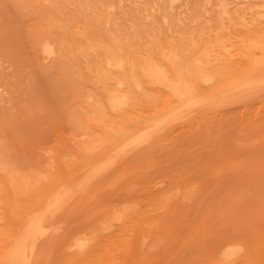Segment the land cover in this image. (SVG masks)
Listing matches in <instances>:
<instances>
[{
  "label": "rangeland",
  "instance_id": "obj_1",
  "mask_svg": "<svg viewBox=\"0 0 264 264\" xmlns=\"http://www.w3.org/2000/svg\"><path fill=\"white\" fill-rule=\"evenodd\" d=\"M39 1L0 0V251L9 244L1 237L18 210L33 204L55 180L64 177L58 183L67 185L77 176L74 180L79 184L88 169L99 167L97 178L103 175L96 180V196L85 199L68 217L71 226L96 213L117 217L110 229L100 230L102 247L95 253L96 261L88 264H264V92L243 99L218 90L216 94L217 88L221 90L235 78L264 69V0H105L107 5L103 0ZM56 18L60 20L54 22ZM47 24L48 28L43 27ZM123 36L127 42L117 39ZM45 41L55 45L56 53L45 56L40 51ZM149 48L151 65L146 54ZM109 50H118L114 54L121 55L124 67L105 62ZM89 60L93 63L88 64ZM153 64L154 69L161 67L162 80L150 73L154 76L150 84L147 74ZM128 72L131 80L136 77L135 82L127 78ZM200 73L211 76L210 81L204 83ZM164 75L171 85L184 80L179 87L193 86L201 95L209 93L210 99L215 91L220 102L213 98L214 105L210 102L193 109L184 103L185 107H179L173 88L164 82L163 89L160 83ZM155 77L160 79L158 84ZM109 92L127 93V100L132 101L113 108L107 100ZM135 117L143 119L138 122ZM151 117L159 120L149 123ZM145 129L150 130L149 136ZM106 136L113 137L114 143ZM127 139L136 140L128 145ZM106 157L113 165L106 166L111 163ZM63 221L58 222L59 230L51 225L56 235L51 232L43 241L48 242L39 244L33 264L65 263L54 252H60L54 239L65 231ZM226 241L232 242L230 249L239 247L227 261L218 251Z\"/></svg>",
  "mask_w": 264,
  "mask_h": 264
},
{
  "label": "bare ground",
  "instance_id": "obj_2",
  "mask_svg": "<svg viewBox=\"0 0 264 264\" xmlns=\"http://www.w3.org/2000/svg\"><path fill=\"white\" fill-rule=\"evenodd\" d=\"M39 1V0H38ZM53 1V0H52ZM101 1V0H100ZM99 1V2H100ZM104 2H106L105 0H103ZM102 1V2H103ZM108 1V0H107ZM159 1V0H158ZM162 1V0H161ZM54 2V1H53ZM74 3L76 2V1H73ZM91 1H89V3H90ZM39 3H40V1H39ZM56 3V2H55ZM54 3V4H55ZM53 4V5H54ZM86 4H88L87 2H86ZM92 4V3H91ZM94 4H96V1H95V3ZM99 4H101V2L99 3ZM105 4V3H104ZM109 4H111V3H108V6H110ZM55 5H57V4H55ZM54 5V6H55ZM90 5V4H89ZM106 5H107V2H106ZM5 6V5H4ZM86 6H88V5H86ZM92 6H94V5H92ZM98 6V5H97ZM97 6H95V7H97ZM100 6V5H99ZM102 6L103 5H101V9H102ZM53 7V6H52ZM89 7V6H88ZM94 7V8H95ZM87 8V7H86ZM92 8V7H91ZM93 8V9H94ZM103 8H104V6H103ZM108 8V7H107ZM106 8V9H107ZM97 9H99L98 7H97ZM105 8L103 9V10H106ZM226 9V8H225ZM91 11H92V9H90ZM96 10V9H95ZM103 10H100V13H101V11H103ZM108 10V9H107ZM50 12H51V10H50ZM53 12L54 11H52V16L53 15H55V14H53ZM96 12H98V11H96ZM105 12V11H104ZM107 12V11H106ZM145 13H147V11H144ZM94 13H95V11H94ZM99 13V12H98ZM109 13V12H108ZM260 13H262V12H260ZM48 14H49V12H48ZM259 14V13H258ZM263 14V13H262ZM50 15V14H49ZM92 15H94V14H92ZM98 15V14H97ZM105 15V18H106V14H104ZM264 15V14H263ZM25 16V15H24ZM51 16V17H52ZM54 17V16H53ZM93 17V16H92ZM99 17H101V16H99ZM146 17V16H145ZM144 17V18H145ZM46 18V17H45ZM104 18V17H103ZM50 19L51 18H49V19H45L46 21L47 20H49L50 21ZM53 19V18H52ZM57 19L58 18H56V20H54V22H58L60 19H58V21H57ZM94 19H95V17H94ZM113 19V18H112ZM102 20H105V19H102ZM101 20V21H102ZM114 20V19H113ZM113 20H112V22H113ZM52 21V20H51ZM97 21V20H96ZM106 21V20H105ZM48 22V21H47ZM46 22V23H47ZM53 22V23H54ZM61 22V21H60ZM107 22H108V20H107ZM116 22V21H115ZM50 23V22H49ZM52 23V22H51ZM99 23H100V20H99ZM143 24V23H142ZM141 24V25H142ZM53 25V24H52ZM134 25V24H133ZM48 26V24L46 25V26H43V27H47ZM51 26V25H50ZM134 27V26H133ZM48 28V27H47ZM118 28V29H117ZM121 28V27H120ZM119 27H116V29L118 30L117 32H121V31H119V29H120ZM145 28H147L146 26H145ZM50 29H51V27H50ZM60 29V28H59ZM114 29V28H113ZM123 29V28H122ZM134 29V28H133ZM141 29V28H140ZM148 30V29H147ZM150 30H152V29H150ZM149 30V31H150ZM78 31V30H77ZM77 31H75V32H73L74 34L77 32ZM123 31V30H122ZM135 31V30H134ZM154 31V30H153ZM41 32V31H40ZM86 32H88L87 34H89V31H87L86 30ZM108 32H110V31H108ZM78 33V32H77ZM76 33V34H77ZM104 33H107V32H104ZM115 33V32H114ZM113 33V34H114ZM79 34V33H78ZM109 33H107V35H108ZM120 34V33H119ZM121 34H123L122 32H121ZM120 34V35H121ZM135 34V33H134ZM80 35V34H79ZM84 35V34H83ZM86 35V34H85ZM84 35V36H85ZM90 35V34H89ZM88 35V36H89ZM135 35H137V33L135 34ZM109 36V35H108ZM122 36V35H121ZM75 37V36H74ZM86 37H87V35H86ZM113 37V36H112ZM111 37V38H112ZM120 37V36H119ZM119 37L117 38L118 40H121V39H123L124 38V36L122 37V38H120L119 39ZM125 37H127V35H125ZM260 37V36H259ZM259 37H258V39H259ZM41 38H43V37H41ZM57 38V37H56ZM60 38H62V36L60 37ZM88 39H90L89 37H87ZM87 38H84V39H86L87 40ZM109 38V37H108ZM107 38V39H108ZM110 38V39H111ZM114 38V37H113ZM115 38H116V36H115ZM76 39V38H75ZM78 39H79V37H78ZM110 39L108 40V41H110ZM62 40V39H61ZM79 40H82V39H79ZM79 40H77V41H79ZM86 40H84L85 42L83 43V44H85L87 41ZM113 39H111V41H112ZM124 40H126L125 38H124ZM58 41V40H57ZM56 41V42H57ZM76 41V42H77ZM89 41V40H88ZM91 41V40H90ZM115 41H117V40H114V43H115ZM122 41V40H121ZM120 41V42H121ZM56 42H54V43H56ZM92 42H94V41H92ZM96 42V41H95ZM101 42V41H100ZM120 42L119 41H117L116 43H118V44H120ZM126 42H127V40H126ZM252 42V41H251ZM44 44H43V46H42V50H41V48H40V51H43V53L45 54V56H51L56 50H55V48H54V46L52 45V43L51 42H49V41H45V42H43ZM58 43H59V45H60V42L58 41ZM62 43V42H61ZM66 43V42H65ZM78 43H80V45H81V42H78ZM91 43V42H90ZM89 42H88V44H90ZM108 42H106V44H107ZM112 43V42H111ZM110 43V44H111ZM125 43V42H124ZM255 43V42H254ZM253 43V44H254ZM259 43V42H258ZM63 44V43H62ZM61 44V48L59 49V50H61L62 49V46L64 45H62ZM70 44V45H69ZM82 44V45H83ZM87 44V43H86ZM129 44V43H128ZM170 44V43H169ZM260 44V43H259ZM263 44V43H262ZM65 45H68V46H72L71 45V43H67V44H65ZM77 44H75V46H76ZM79 45V44H78ZM102 45V44H101ZM101 45H99V43H98V46H101ZM107 45H109V44H107ZM117 45V44H116ZM131 45V44H130ZM173 45V44H172ZM74 46V47H75ZM85 46V45H84ZM91 46L93 47L94 45L93 44H91ZM95 46H96V44H95ZM95 46H94V48H95ZM105 47H107L106 45H104ZM104 46H102V48L104 47ZM111 46V45H110ZM110 46L107 48V49H110ZM133 46V45H132ZM166 46V45H165ZM251 46H252V44H251ZM41 47V46H40ZM66 47V46H65ZM64 47V48H65ZM83 47V46H82ZM82 47L80 46V48L82 49ZM90 47V46H89ZM97 47V46H96ZM119 47V46H118ZM117 47V48H118ZM128 47H129V45H128ZM171 47H174V46H171ZM254 47H256V46H254ZM57 48V47H56ZM63 48V49H64ZM69 48V47H68ZM84 48V47H83ZM101 48V47H100ZM114 48H116V47H114ZM113 48V49H114ZM245 48V47H244ZM248 48H249V46H248ZM253 48V47H252ZM77 49V48H76ZM89 49H91V48H89ZM88 49V50H89ZM104 49V48H103ZM107 49H105V51L107 50ZM112 49V48H111ZM119 50H121L120 48H118ZM172 49H174V48H172ZM171 49V50H172ZM263 50H264V48H262ZM58 50V49H57ZM72 50H74V48L72 49ZM92 50V49H91ZM94 51L96 50V49H93ZM116 50V49H115ZM114 50V51H115ZM131 50V49H130ZM147 50H150V48L149 49H147ZM206 50V49H205ZM249 50V49H248ZM252 50V49H251ZM70 51V50H69ZM76 51V50H75ZM78 51V50H77ZM104 51V52H105ZM112 50H109L107 53H105L104 55H106L105 57H106V61L105 62H108L109 64H112V65H114V66H122L123 65V62H122V60L120 59V57L119 56H121L120 54H119V58L116 56V55H118V54H116L117 52H118V50H117V52L115 53V52H111ZM123 51V50H122ZM132 51V50H131ZM60 52V51H59ZM86 52V51H85ZM145 52V51H144ZM148 53L149 52H151V54H148V53H146L147 54V60H148V58H150V57H148V55L150 56V55H152V53H153V51L152 50H150V51H147ZM175 52V51H174ZM207 52V54H208V51H205V53ZM260 52H261V49H260ZM56 53V52H55ZM116 55H115V54ZM124 54H125V51L123 52ZM131 53V52H130ZM133 53V52H132ZM131 53V54H132ZM135 53V52H134ZM137 53V52H136ZM202 53H204V51L202 52ZM204 53V54H205ZM262 53V52H261ZM261 53H260V55H261ZM264 53V52H263ZM262 53V54H263ZM82 54V53H81ZM143 54V53H142ZM141 53H140V55H142ZM174 54V53H173ZM136 55V54H135ZM134 55V56H135ZM163 55V54H162ZM210 55V54H209ZM39 56V55H38ZM144 56V55H143ZM174 56V55H173ZM203 56H205V55H203ZM245 56V55H244ZM105 57H102V58H105ZM126 57V56H125ZM129 56H127V58H128ZM138 57H141V56H138ZM145 57V56H144ZM177 57V56H176ZM207 57V56H206ZM251 58H254L253 57V55H251L250 56ZM259 57V56H258ZM261 57H264V54H263V56H261ZM93 58V57H92ZM99 58H101V57H99ZM137 58V57H136ZM135 58V59H136ZM146 58V57H145ZM152 58V57H151ZM154 58V57H153ZM153 58L151 59V60H153ZM167 58V56L166 57H164V59H166ZM180 58V57H179ZM194 58H197V57H194ZM260 58V57H259ZM141 59V61L143 60L142 59V57L140 58ZM154 59H156V58H154ZM167 59H169V57L167 58ZM181 59V58H180ZM204 59H206V58H204ZM91 60V59H90ZM89 60V62H87L88 64H90L92 61H90ZM101 60V59H100ZM127 60H129V58L127 59ZM138 61H139V59H137ZM137 60H136V62H137ZM145 60V59H144ZM144 60H143V62H144ZM175 61H176V59H174ZM179 60V59H178ZM195 60V59H194ZM203 60V59H202ZM207 60H208V58H207ZM210 60V59H209ZM250 60V59H249ZM254 60V62H256L255 61V58L253 59ZM253 60H251V62L253 61ZM261 60V59H260ZM259 60V61H260ZM88 61V60H87ZM135 61V60H134ZM150 60H148V62H149ZM164 61V60H163ZM165 61H170V60H165ZM181 61V60H180ZM179 61V63H181ZM199 61V60H198ZM264 61V60H263ZM97 62V61H96ZM104 62V61H103ZM135 62V63H136ZM140 62V61H139ZM138 62V63H139ZM143 62H140L141 63V65H142V63ZM147 62V63H148ZM158 62V61H157ZM172 64H173V66H174V62H173V59H172ZM178 62V61H177ZM197 62V61H196ZM199 62H202V61H199ZM250 62V61H249ZM250 62V63H251ZM261 62H262V60H261ZM261 62H258V63H256V64H258V65H260V63ZM93 63V62H92ZM98 63H100V62H98ZM128 63V61H126V64ZM130 63V62H129ZM150 63V62H149ZM192 63V62H191ZM190 63V64H191ZM204 63V62H203ZM264 62H262V64H263ZM97 64V63H96ZM101 64H103L102 62H101ZM132 65H130V69L132 68V66L133 67H135V65H133L134 63L132 62L131 63ZM137 64V63H136ZM144 64H146V63H144ZM143 64V65H144ZM152 64V62L150 63V65ZM167 64H168V62H167ZM170 64V63H169ZM187 64H189V63H187ZM197 64H198V62H197ZM207 65H208V61H207V63H206ZM209 64H210V62H209ZM256 64L254 63V65L256 66ZM85 65H86V63H85ZM95 65V64H94ZM93 65V66H94ZM100 65V64H99ZM98 65V66H99ZM107 65V64H106ZM138 66H139V64H137ZM136 65V66H137ZM141 65H140V67H138L139 69L140 68H143V67H141ZM147 66H148V64H146ZM149 65V72H148V78L150 77L149 76V74L151 73V74H153V75H157V76H159L160 77V75L162 74L161 72H159V70H158V67H160V66H156L157 67V69L155 68L154 69V67H155V65L152 67V66H150ZM158 65H159V63H158ZM161 65V64H160ZM176 65V64H175ZM196 65V64H195ZM90 65H88V66H86V67H89ZM97 66V65H96ZM97 66V67H98ZM102 66V65H101ZM111 66V65H110ZM126 66V65H125ZM171 66V65H170ZM169 66V67H170ZM190 65H188L187 67H189ZM194 66V65H193ZM231 66V65H230ZM85 67V68H86ZM91 67V66H90ZM89 67V68H90ZM95 67V66H94ZM103 67V66H102ZM122 67H124V66H122ZM126 67H128V66H126ZM125 67V68H126ZM163 67V66H162ZM175 67V66H174ZM173 67V68H174ZM196 67H197V65H196ZM199 67V66H198ZM252 67V66H251ZM264 67V66H263ZM96 68V67H95ZM104 69V68H101V67H98V69ZM161 68V67H160ZM190 68V67H189ZM193 68V67H192ZM105 69H107V67L105 66ZM123 69V68H122ZM129 68H127V70H130ZM134 68H132V70H133ZM136 69V68H135ZM144 69V68H143ZM143 69H141V70H143ZM181 69V68H180ZM253 69V68H252ZM257 69H258V67H257ZM90 70H91V68H90ZM93 70H94V68H93ZM96 70V69H95ZM100 70V71H101ZM108 70V69H107ZM132 70L131 71H129V72H132ZM137 70V69H136ZM146 70V69H145ZM145 70H143V72L145 71ZM163 70V69H162ZM171 70V69H170ZM175 70H176V68H175ZM174 70V71H175ZM256 70V69H255ZM15 71V70H14ZM109 71V70H108ZM161 71V70H160ZM165 71V70H164ZM253 71V70H252ZM97 72V71H96ZM99 72V71H98ZM97 72V73H98ZM103 72H104V70H103ZM110 72V71H109ZM129 72L127 73V78L129 77ZM137 72V71H136ZM146 72V71H145ZM163 72V71H162ZM105 73V72H104ZM106 73H107V71H106ZM111 73V72H110ZM110 73H108L109 74V77H110ZM164 73V72H163ZM165 73H166V71H165ZM164 73V74H165ZM173 73V75H174V72H172ZM247 73H251V71H248ZM256 74H251L250 76L249 75H247V76H243L242 77V75H241V77L242 78H240V79H238V78H235V80L234 81H231V83L229 82V84H227V85H225L223 88H221V90H219L220 88H217L216 86H215V88H217L216 89V94H217V92L219 91V92H225L224 94H227V95H230L232 98H241V99H243L242 97H246V96H248L249 97V95H253V94H257V93H261V92H264V69H262V68H260L259 69V71H258V73L257 72H255ZM103 74V73H102ZM112 74V73H111ZM133 74H134V70H133ZM143 74H145V73H143ZM201 74V73H200ZM199 74V75H200ZM101 75V74H100ZM105 75L106 76H108L107 74H103V76L105 77ZM131 75V74H130ZM141 75V74H140ZM147 75H145L146 76V78H147ZM152 75V77L154 78V76ZM167 75V74H166ZM177 75V74H176ZM175 75V76H176ZM209 75H211V74H209ZM135 76V75H134ZM174 76V77H175ZM178 76H180V75H178ZM100 77V76H99ZM101 77H102V75H101ZM103 77V78H104ZM139 77V76H138ZM152 77H150L149 79H150V81H149V79L148 80H146V82L147 81H149L148 83H150V82H152ZM161 77H162V75H161ZM161 77H160V79H161ZM163 77H165V75L163 76ZM200 77H202V79H203V82L204 83H207V81L209 80L210 81V79H211V76H205V75H200ZM236 77H238V76H236ZM103 78H101V79H103ZM106 78V77H105ZM119 79H120V77H118ZM122 78V77H121ZM130 78H133V76H130ZM130 78H128V79H130ZM135 78V81H136V77H134ZM141 78H143V77H141ZM156 78V82H157V84H158V82L159 81H157V80H160V79H157L158 77H155ZM213 78V77H212ZM107 79V78H106ZM165 79V80H164ZM168 79H169V77H168ZM236 79H238V80H236ZM131 80V79H130ZM133 81H134V79H132ZM131 80V81H132ZM162 80V79H161ZM169 80H171V79H169ZM213 80V79H212ZM110 81V80H109ZM134 81V82H135ZM137 81H141L140 80V78L137 80ZM172 81V80H171ZM179 81H180V78H179ZM184 81V80H183ZM183 81L180 83V84H182L183 83ZM206 81V82H205ZM124 82V81H123ZM122 82V83H123ZM127 82V81H126ZM145 82V83H146ZM165 82V84H167L168 86H170L171 88H173V91H174V94H177L178 95V97H179V100H178V103H179V101H180V103H181V105H178V103L177 102H175L179 107H182V106H184L185 107V105H184V103L187 105V107L188 106H190V107H194V108H198L199 106H201V105H204V104H206V103H210V102H212V99L213 98H215L214 97V95L213 94H215V91H212L213 92V94H212V96H210V97H212L211 99L209 98V96H208V94L209 93H207L206 92V95L207 96H204V94H202L201 95V93H199L197 90H195L194 88H193V86L192 87H189V86H187V85H184L183 86V88L180 86H178L179 85V83L177 84V82H176V85L174 86V85H171L170 83L171 82H167L166 81V77L165 78H163V81L162 82H160V83H162V87H163V83ZM212 82V81H211ZM125 83V82H124ZM138 83V82H137ZM140 83V82H139ZM138 83V84H139ZM143 83H144V81H143ZM159 83V84H160ZM186 83H187V81H186ZM29 84V83H28ZM131 84V83H130ZM151 84V83H150ZM152 84H155V80H154V83H152ZM173 84H175V82L173 81ZM126 85H128V82H127V84L125 83V86ZM135 85V84H134ZM156 85V84H155ZM203 85V84H202ZM140 86H142V84L140 83ZM140 86L138 87V85L136 84L135 85V87L137 88H140ZM152 86V85H151ZM201 86V85H200ZM205 86V85H204ZM115 87V86H114ZM116 87H118V86H116ZM115 87V88H116ZM122 87V86H121ZM121 87H119V88H121ZM128 88H129V86H127ZM160 87V86H159ZM212 87H213V85H212ZM221 87V86H220ZM106 88V87H105ZM109 88V87H108ZM112 88V87H111ZM161 88V87H160ZM165 87H163V89H164ZM210 88V87H209ZM208 88V89H209ZM110 89V88H109ZM106 90V89H105ZM105 90H104V92H105ZM128 90V89H127ZM130 90V89H129ZM133 90V89H132ZM135 90V89H134ZM218 90V91H217ZM124 91H126V90H124ZM170 91V90H169ZM13 92H15V91H13ZM127 92V91H126ZM128 92H130V91H128ZM165 92H167V91H165ZM120 93V92H119ZM121 93H123V90L121 89ZM170 93H171V91H170ZM169 93V94H170ZM204 93V92H203ZM108 95L110 94V92L109 93H107ZM106 94V95H107ZM127 94V93H126ZM125 94V95H126ZM129 94V93H128ZM133 94V93H132ZM224 94H220L219 96H221V95H223V99H222V101L224 100ZM108 95L106 96V98L108 97ZM125 95H119V94H110V96H109V98L107 99L109 102L108 103H110V105L111 106H113V108L115 107H118L119 108V106L121 107V106H123L124 104L126 105V102L128 101L127 100V98H126V96ZM176 95V96H177ZM210 95H211V92H210ZM129 96H132V95H129ZM229 96V97H230ZM259 97V95H254V97ZM261 96V95H260ZM134 97V96H133ZM209 98V99H207V98ZM227 97V96H226ZM229 97H227V98H229ZM257 97V98H258ZM262 97V96H261ZM39 98V97H38ZM105 97H103V99H104ZM105 98V99H106ZM129 98V101L131 100L130 99V97H128ZM221 97H219V99H220ZM226 98V99H227ZM104 99V100H105ZM133 100H134V98H133ZM174 100V99H173ZM221 100V99H220ZM229 100H231V98L229 99ZM236 100V99H235ZM246 100V98L244 99V101ZM128 101V103H130ZM132 101V100H131ZM170 101H171V99H170ZM175 101V100H174ZM213 101H217V102H220V101H218V99H216L215 98V100L213 99ZM242 101V100H241ZM173 102V101H172ZM217 102H215V103H217ZM224 102V101H223ZM236 102V101H235ZM105 103H106V101H105ZM128 103H127V105H128ZM174 103V104H175ZM214 102H212V104H213ZM222 103V102H221ZM107 104V103H106ZM165 105H166V103H164ZM173 104V105H174ZM175 104V105H176ZM183 104V105H182ZM131 105V104H130ZM176 105V106H177ZM214 105V104H213ZM110 106V107H111ZM172 106V105H171ZM171 106H169V108L171 107ZM175 106V107H176ZM204 106H208L207 104L206 105H204ZM168 107V106H167ZM166 107V108H167ZM186 107V108H187ZM192 107V108H193ZM109 108V107H108ZM112 108V109H113ZM122 108V107H121ZM126 108V107H125ZM172 108V107H171ZM170 108V109H171ZM183 108V107H182ZM193 108V109H194ZM127 109H128V107H127ZM156 109V108H155ZM164 109V108H163ZM175 109H177V108H175ZM191 109V108H190ZM190 109H187V111L188 110H190ZM195 109V110H196ZM99 110V109H98ZM100 110H102V109H100ZM99 110V111H100ZM123 110V109H122ZM161 110V109H160ZM167 109H165L164 111H166ZM173 110H174V108H173ZM172 110V111H173ZM177 110H180V109H177ZM155 111V110H154ZM156 111H158V110H156ZM163 111V112H164ZM168 111H170V110H168ZM186 111V112H187ZM190 111H192V109L190 110ZM161 112H162V110H161ZM174 112H176V111H174ZM181 112V113H180ZM179 113L180 114H182V113H184V111H180ZM100 113H102L103 114V112H100ZM158 114H161L160 113V111H158L157 112ZM165 113V112H164ZM172 113V112H171ZM157 114V115H158ZM163 114V113H162ZM185 114V113H184ZM179 115V114H178ZM183 115V114H182ZM150 116H152V115H150ZM155 116V115H154ZM160 116H164V114L163 115H160ZM170 116V115H169ZM177 115H175V117H176ZM186 116V115H185ZM157 117V116H156ZM159 117V116H158ZM157 117V118H158ZM166 117V116H165ZM168 117V116H167ZM179 117V116H178ZM141 118V117H140ZM154 118V117H153ZM153 118L151 117L150 119L149 118H146V120L147 119H149V123H150V121L152 122L153 121ZM160 118V117H159ZM174 118V117H173ZM177 118V117H176ZM183 118V117H182ZM135 119H137V120H135V121H138V120H141V119H143V117L141 118V119H138V118H136L135 117ZM152 119V120H151ZM166 119L167 118H165V120L164 121H166ZM170 119V118H169ZM171 119H172V115H171ZM170 119V120H171ZM186 119V118H185ZM185 119H183V120H185ZM145 120V121H146ZM155 120H159V119H156L155 118ZM153 121V122H156V121ZM160 120H162V119H160ZM169 120V121H170ZM133 121V120H132ZM132 121L130 120V123H132ZM163 121V122H164ZM139 122V121H138ZM148 122V121H147ZM162 121H160L159 123H161ZM129 123V122H128ZM129 123V124H130ZM143 123H146V122H143ZM141 124H142V122H141ZM132 126H131V128L133 127V125H134V123L133 124H131ZM137 125V126H136ZM164 125V124H163ZM134 126H136L135 128L138 130L139 129V127H138V124H137V122L135 123V125ZM139 126L141 127V125H140V123H139ZM142 126H144V124L142 125ZM149 126V125H148ZM147 126V127H148ZM152 125H150V127H151ZM161 126V125H160ZM166 126V125H165ZM130 126H128V128H129ZM155 127V126H154ZM168 127V126H167ZM108 128V127H107ZM127 128V129H128ZM131 128H130V131H131ZM146 128V127H145ZM162 128V127H161ZM124 129H126V128H124ZM126 129V130H127ZM135 129V130H136ZM142 129V128H141ZM152 129V128H151ZM155 129V128H154ZM153 129V130H154ZM157 129V128H156ZM129 130V129H128ZM128 130H127V132H128ZM135 130H134V127H133V131L132 132H135ZM146 130V129H145ZM147 131H148V133L150 132V130H146L145 131V135H147V136H149L148 134H147ZM156 130H154V132H155ZM159 131V130H158ZM119 133V132H118ZM118 133H116V135H117V137H118ZM125 133H126V131H125ZM131 133V132H130ZM120 134V133H119ZM142 134H144V133H142L141 132V135ZM154 134V133H153ZM115 135V136H116ZM124 135V134H123ZM122 135V136H123ZM130 135H132V134H130ZM129 135V136H130ZM134 135V134H133ZM129 136L127 137V138H129ZM143 136V135H142ZM107 137V136H106ZM105 137V138H106ZM110 137V136H109ZM126 137V136H125ZM132 137V136H131ZM151 137V136H150ZM108 138V137H107ZM111 138H113V137H111ZM111 138H108L109 140L111 139ZM115 138V137H114ZM119 138H121L120 136H119ZM143 138H144V136H143ZM149 138V137H148ZM147 138V139H148ZM117 139V138H116ZM122 139H125L126 140V138H122ZM140 139H142V137L140 138L139 137V139H134V140H131V141H129L130 139H127L128 140V145H129V143L131 142H135V140L136 141H138V140H140ZM118 140V139H117ZM125 140H124V142H125ZM111 141H113V139H111ZM116 141V140H115ZM144 141H146V140H144ZM112 143V142H111ZM113 143H114V141H113ZM116 143V142H115ZM118 143V142H117ZM130 143V144H131ZM127 144V143H126ZM124 145H125V143H124ZM112 146V145H111ZM119 146V145H118ZM123 146V145H122ZM138 146V145H137ZM124 147V146H123ZM132 148V147H131ZM130 148V149H131ZM111 149V148H110ZM116 149V148H115ZM119 149V148H118ZM118 149H117V151H118ZM124 149V148H123ZM114 150V149H113ZM122 151V150H121ZM120 150H119V152H121ZM106 152H108V151H106ZM106 152H104V154L106 153ZM116 152V151H115ZM118 152V153H119ZM110 153H111V151H110ZM107 154V153H106ZM117 154V153H116ZM102 155H103V153H102ZM102 157V156H101ZM111 157H113V156H111ZM115 157H116V155L114 156V159L112 158V161L114 162V160H115ZM107 158V157H106ZM101 159V158H100ZM110 160V158L108 157L107 158V160ZM105 160V159H104ZM111 161V160H110ZM111 161V163H108V165H106V164H103V166L104 165H106L107 167H109V165L111 166V164L113 165V162ZM99 162H101V161H99ZM102 162H103V160H102ZM101 164V163H100ZM100 164H99V166H100ZM89 165V164H88ZM91 166V165H90ZM98 165H96V166H94V167H97ZM102 166V165H101ZM102 166V167H103ZM93 167V166H92ZM106 167V168H107ZM87 168H88V166H87ZM99 168V167H98ZM97 168V170H99ZM105 167H103V170H104V172H105V170L106 169H104ZM100 169H101V167H100ZM83 170H84V168H83ZM85 170H86V168H85ZM96 170V168H92V169H88V171L85 173V175L84 176H82L83 177V181H81L79 184H77V183H75V178L77 177H75V175L74 176H72V178L73 177H75L74 179H71V183H69V184H67V185H64V184H61V183H58V180H60V181H64V180H61V178L63 179L64 177H61V178H57L58 180H55L56 181V183L55 182H53V184H50L49 186H47V188L45 189V190H43L40 194H39V197L38 198H36L33 202V204H30V205H26L25 207H23V208H21L20 210H18L17 211V213H16V215H15V218H14V221L12 222V223H10V225L5 229L6 231H5V233H3V236L1 237V238H3V239H5V240H7L8 241V246H6L3 250H1L0 251V264H33L32 263V260H33V256H34V254H35V252H36V250H37V248H38V246H39V244L42 242V244L44 243L43 241H44V238H49L50 237V233L52 232V233H55V235H56V232L55 231H57V230H55L56 228L58 229L59 227H60V225L59 224H62V223H60V222H62L63 220L65 221H63L64 222V224H66V227L65 228H63V226H62V228L63 229H65V231L62 233V235H60V236H58V237H56L55 236V239H54V241L56 242L57 241V243H59L58 244V247H59V245H60V247H59V251L60 252H57V251H55L54 250V252L55 253H57L56 255H58V253H60L61 254V256H62V258L64 259V261H65V263L64 264H88V262H90V261H92V260H95L96 261V259H95V256H96V252H97V250L99 249V248H101L102 247V241H103V238H101L100 236H101V232L102 231H100V230H107V229H110V227H112L111 225H112V220H114V219H117V217L115 218H111V217H108V215H106V212L104 213V214H102V213H96V214H92L91 216H89L88 218H84V219H79L78 220V222L76 223V224H74V225H72L71 226V222H70V220H68V217L70 216V214H72L73 212H75L76 210H77V208H79V207H81V206H83L84 204H85V199H88L90 196H96V189H97V184H98V181L96 182V180H98V178L101 176V175H103V174H101L98 178H97V172H99V171H97ZM65 171V170H64ZM101 172V171H100ZM104 172H102V173H104ZM64 173V172H63ZM83 173V172H82ZM64 176V175H63ZM97 178V179H96ZM81 179V178H80ZM59 181V182H60ZM69 181V180H68ZM67 180H66V182H68ZM78 181V180H77ZM55 183V184H54ZM11 194V193H10ZM94 197H92L91 199H93ZM129 202V201H128ZM119 205V204H118ZM117 205V206H118ZM131 208V207H130ZM133 208H134V206H133ZM124 209H125V207H124ZM116 210H117V208H116ZM115 210V211H116ZM128 210H130V209H128ZM79 211V210H78ZM119 211V210H118ZM65 212V213H64ZM63 214H65V216L63 215ZM115 214V213H114ZM122 214V213H121ZM120 214V215H121ZM110 216V215H109ZM116 216V215H115ZM117 216H119V215H117ZM13 218V217H12ZM83 218V217H82ZM121 219V218H120ZM116 221V220H115ZM8 222H10V221H8L7 220V223ZM57 222V223H56ZM58 222H59V224H58ZM99 222H101V225H99ZM54 223H56V224H54ZM9 224V223H8ZM56 225L55 227L53 226V225ZM51 225L55 228H52L51 227ZM57 225H58V227H57ZM65 226V225H64ZM61 229V228H60ZM59 230V229H58ZM62 230V229H61ZM60 230V231H61ZM54 231V232H53ZM100 232V233H99ZM58 234H59V231H58ZM98 236L100 237V239H98ZM54 237V236H53ZM52 237V238H53ZM94 238V242L93 243H91V244H89L90 242H89V240L90 239H93ZM48 240L49 239H47V242H48ZM53 241V242H54ZM46 241H45V243H47ZM51 242L52 241H50L49 243H50V246H51ZM92 242V241H91ZM230 242V241H229ZM228 241H226V242H224L223 244H221V246L218 248V251H221V253H222V255H223V257L224 258H226V261L227 260H230L231 258V255H233L234 253H236V249L237 248H239V247H236L235 246V249L234 248H231L230 249V246L232 245L231 243L232 242H230L229 243ZM44 243V244H45ZM4 244V243H3ZM228 244L230 245L229 247H228ZM238 244V243H237ZM260 244V243H259ZM54 245V244H53ZM52 245V246H53ZM3 246V245H2ZM45 246V245H44ZM48 246H49V244H48ZM51 246V247H52ZM225 246H227V247H225ZM233 247V246H232ZM53 248H54V246H53ZM53 248H51V249H53ZM74 249V250H72L73 252H71L70 250L71 249ZM223 248H225L224 250H223ZM49 249V248H48ZM47 249V250H48ZM70 249V250H69ZM233 249V250H232ZM240 249H242V248H240ZM239 249V252L241 251ZM46 250V251H47ZM132 250V249H131ZM49 251V250H48ZM108 251V250H107ZM242 252V251H241ZM42 253V252H41ZM48 253V252H47ZM51 254L53 253V252H50ZM55 253H53V255L55 254ZM60 254H59V256H60ZM52 255V258L54 257ZM235 255V254H234ZM48 256H50V254H48ZM230 256V257H229ZM236 256V255H235ZM222 257V256H221ZM227 257H229L230 259H227ZM41 258V257H40ZM46 258V257H45ZM57 258V257H56ZM234 258V257H233ZM47 259V258H46ZM46 259H45V261H46ZM55 259V257L53 258V260ZM222 259V258H221ZM52 259H51V261H53ZM48 261V260H47ZM50 261V260H49ZM56 262H57V259L55 260ZM46 263V262H45ZM52 263V262H51ZM50 263V264H51ZM224 263H227V262H225L224 261ZM242 263V262H241ZM53 264V263H52ZM54 264H56V263H54Z\"/></svg>",
  "mask_w": 264,
  "mask_h": 264
}]
</instances>
